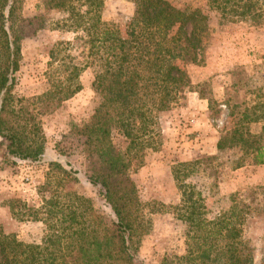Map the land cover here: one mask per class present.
Segmentation results:
<instances>
[{
	"label": "trees",
	"instance_id": "1",
	"mask_svg": "<svg viewBox=\"0 0 264 264\" xmlns=\"http://www.w3.org/2000/svg\"><path fill=\"white\" fill-rule=\"evenodd\" d=\"M129 1L133 10L125 32L102 19L103 0H42L37 4L46 12L64 14L55 25L73 36L48 49V88L18 97L12 88L20 43L44 26V17L22 15L21 0H0L3 157L40 160L45 137L37 116L77 92L79 73L88 67L97 100L91 114L71 129L88 161L87 182L108 208V218L104 219L88 198L56 189L32 211L22 203L19 216L12 209L11 213L19 220L33 213L32 219L45 223L47 232L38 243L25 242L0 226V264H135L138 258L140 240L150 220L144 211L147 203L140 201L129 170L142 165L145 153L156 148L159 132L154 126L155 115L180 106L194 85L204 84H192L188 66L202 62L209 18L198 7L180 8L169 0ZM204 1L221 22H245L264 29V0ZM227 118L241 132L223 128L215 143L216 152L241 151L234 168L244 163L242 158H249L250 164H263L264 104L257 100L234 104ZM258 122L260 129L251 132L248 125ZM114 131L123 140L122 148L112 140ZM211 159L197 158L171 166L179 191L178 218L184 224V247L180 254L163 255L158 264H254L242 231L249 214L263 209L259 201L234 191L227 196L228 204L207 218L203 196L183 181L199 165L211 171ZM48 166L61 176L68 174L58 163L49 162ZM48 189L47 180L43 190ZM262 189L249 191L254 196L258 192L264 195Z\"/></svg>",
	"mask_w": 264,
	"mask_h": 264
},
{
	"label": "rangeland",
	"instance_id": "2",
	"mask_svg": "<svg viewBox=\"0 0 264 264\" xmlns=\"http://www.w3.org/2000/svg\"><path fill=\"white\" fill-rule=\"evenodd\" d=\"M169 1L180 8L198 7L208 15L209 31L202 62L188 66L192 84H204L194 85L180 106L155 115L154 126L159 132L156 148L145 153L142 165L129 170L140 201L147 203L144 211L150 220L148 231L141 237L135 264H158L165 254L182 253L184 224L178 218L179 191L170 168L176 162L208 157L212 158L211 171L199 165L183 181L192 184L203 196L207 218L225 207L228 194L234 191L246 199L259 201L263 209L249 214L242 236L250 247L253 263L264 264V195L258 192L254 196L249 191L254 187L264 189V163L254 165L249 163V158H242L244 163L234 168L241 151L233 148L216 152L215 149L223 128L241 132L227 120L230 106L252 100L264 104V29L253 28L245 22H221L204 0ZM41 2L21 0L22 15L42 14L44 26L21 40L16 84L12 88V94L18 97L36 95L48 88V49L53 43L71 40L73 36L55 25L64 14L55 10L46 12L37 7ZM132 10L129 0H103L101 17L125 32ZM91 80L90 68H84L78 76L79 90L54 109L37 116L45 137L40 160L4 158V142L0 139V226L21 241L38 243L47 226L41 220L32 219L33 213L29 211L27 217L23 215L19 220L11 209L19 216L24 203L32 211L52 189L88 198L104 219L108 218V208L87 182L88 161L80 151L79 138L71 129L91 114L97 100ZM260 126L259 122L248 125L251 132L258 131ZM112 140L123 147V140L115 131ZM49 162L58 163L68 174L61 176L57 169H49ZM47 180L50 190L44 191Z\"/></svg>",
	"mask_w": 264,
	"mask_h": 264
}]
</instances>
